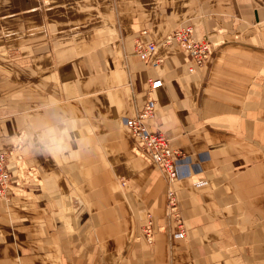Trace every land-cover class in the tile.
Segmentation results:
<instances>
[{"label":"crops","instance_id":"crops-1","mask_svg":"<svg viewBox=\"0 0 264 264\" xmlns=\"http://www.w3.org/2000/svg\"><path fill=\"white\" fill-rule=\"evenodd\" d=\"M184 24L215 43L206 63L134 52ZM149 77L171 183L123 123ZM0 151L27 165L0 199V264H264V0H0Z\"/></svg>","mask_w":264,"mask_h":264},{"label":"built area","instance_id":"built-area-1","mask_svg":"<svg viewBox=\"0 0 264 264\" xmlns=\"http://www.w3.org/2000/svg\"><path fill=\"white\" fill-rule=\"evenodd\" d=\"M171 43L182 48L191 57L195 65L199 66L207 62L215 48V43L209 39L193 37L192 25L185 24L173 29L160 43L135 38L133 50L141 60L150 61L152 66H156L162 62V58L157 57L159 44ZM193 68L192 66L189 67V71H192ZM146 81L148 85L147 98L136 113L125 118L123 123L135 140L136 150L154 163L166 175L168 183H171L177 178L176 161L180 153L161 132L151 130L148 126L155 110V102L150 94L153 88L159 86L161 82L151 77L147 78ZM10 155L11 152L0 151V199L7 198L11 192ZM167 213L177 228L175 236H182L184 234L183 222L179 213L178 198L172 187H169L167 191ZM141 230L148 240H152L153 231L150 217Z\"/></svg>","mask_w":264,"mask_h":264},{"label":"rangeland","instance_id":"rangeland-1","mask_svg":"<svg viewBox=\"0 0 264 264\" xmlns=\"http://www.w3.org/2000/svg\"><path fill=\"white\" fill-rule=\"evenodd\" d=\"M185 25V24H184ZM164 39V38H163ZM162 39V40H163ZM131 135V134H130ZM132 136V135H131ZM133 150H134V153L135 154H137V155H139V156H143L140 152H138L137 150H136V148H135V146L133 147ZM9 160H10V169H11V167H14L15 168V170H16V172L18 173V175L20 176V178H24V176H25V174H24V170L26 169V167H27V165H26V163L24 162V160H22L21 158H18L16 155L14 156L12 153H11V155H10V157H9ZM167 191H168V189H167ZM167 191H166V198H167ZM180 213V212H179ZM166 215H167V217H169V214L167 213V200H166ZM181 215V214H180ZM169 219H171L170 217H169ZM147 221H148V219H146V223L145 224H147ZM144 224V225H145ZM143 225V226H144ZM143 226H141V228H140V231L142 232V227ZM183 227H184V224H183ZM184 231H185V227H184ZM143 233V232H142ZM144 236H145V234H144ZM146 237V236H145Z\"/></svg>","mask_w":264,"mask_h":264},{"label":"clouds","instance_id":"clouds-1","mask_svg":"<svg viewBox=\"0 0 264 264\" xmlns=\"http://www.w3.org/2000/svg\"><path fill=\"white\" fill-rule=\"evenodd\" d=\"M48 135H49L50 143H51L53 146L58 145L59 142L53 138V134H52V133H49Z\"/></svg>","mask_w":264,"mask_h":264}]
</instances>
